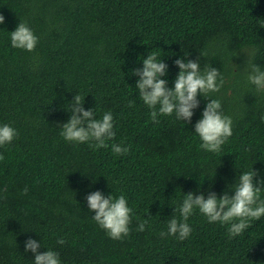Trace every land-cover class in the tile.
I'll list each match as a JSON object with an SVG mask.
<instances>
[{
	"label": "trees",
	"instance_id": "16d2710c",
	"mask_svg": "<svg viewBox=\"0 0 264 264\" xmlns=\"http://www.w3.org/2000/svg\"><path fill=\"white\" fill-rule=\"evenodd\" d=\"M0 14V125L18 131L0 146V264H33L29 239L41 253L57 251L61 264H264V217L230 237V225L197 209L185 240L160 235L180 218L184 194L234 195L228 186L253 168L257 186L264 179V92L244 71L248 59L264 70V0H0ZM21 22L39 38L34 51L11 45ZM151 51L168 65L169 88L184 55L221 73L223 86L198 95L191 123L151 119L132 74ZM77 94L97 119L113 114L108 147L61 136ZM210 99L233 121L220 152L200 148L195 133ZM113 144L131 147L117 155ZM95 191L126 197L127 236L112 239L93 219Z\"/></svg>",
	"mask_w": 264,
	"mask_h": 264
},
{
	"label": "clouds",
	"instance_id": "9594fccd",
	"mask_svg": "<svg viewBox=\"0 0 264 264\" xmlns=\"http://www.w3.org/2000/svg\"><path fill=\"white\" fill-rule=\"evenodd\" d=\"M5 23V17L0 14V24ZM11 45L14 48L26 51H34L39 38L26 22H21L15 31L11 32ZM184 55L175 61L179 67V74L174 82V89L169 88L168 81L162 79L168 74V65L158 60L157 53L151 51L146 59L142 60L143 68L132 70V74L139 76L136 88L139 90V97L150 108L151 119L159 122L158 115L171 116L175 114L177 119L191 123L194 109L199 107L198 95L202 94L208 98L210 92H219L223 86V77L218 69L206 67L201 71L199 58L196 61L187 59ZM186 61V62H185ZM244 71L248 73V80L256 86L257 92H264V70L248 59ZM84 100L77 94L70 104L71 113L67 123L61 124V136L68 142L85 143L95 141L96 147H108L106 141L116 136L114 131L113 114L105 112L101 119H97L95 109L85 110ZM133 102L129 103V107ZM158 106V111H157ZM233 121L230 116L222 112V105L219 100L210 99L207 103L202 119L195 124V133L198 134L202 143L200 148L208 152H220L228 138L232 136ZM18 135V131L11 125H0V146L10 144ZM131 146L112 145V151L122 155L130 150ZM4 157L0 154V160ZM257 171L243 172L239 175L235 184L228 187L234 190V195L228 191L218 196L211 188L207 198L204 194H184V199L179 207L180 218L173 216L168 221L167 231L161 232V237L174 236L180 241L185 240L191 234V227L188 224L189 217L195 210L205 215L208 221L220 222L230 225L228 234L235 237L242 234L255 219L264 217V199L261 192L264 191V179L260 180L259 186L255 181ZM27 193V188L24 190ZM89 210L94 212L93 219L104 229L110 238L122 239L130 232L133 209L128 206L124 195L119 197L110 194L105 197L100 191L92 192L87 196ZM147 220L139 222L138 231H145ZM63 238L57 244L63 245ZM41 244L34 239L25 242V252H32L35 256L33 264H61L60 254L50 250L41 253Z\"/></svg>",
	"mask_w": 264,
	"mask_h": 264
}]
</instances>
